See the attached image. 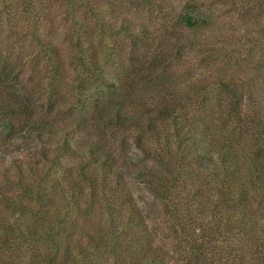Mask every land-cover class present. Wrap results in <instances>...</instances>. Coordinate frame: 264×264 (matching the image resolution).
I'll use <instances>...</instances> for the list:
<instances>
[{"label": "trees", "instance_id": "obj_1", "mask_svg": "<svg viewBox=\"0 0 264 264\" xmlns=\"http://www.w3.org/2000/svg\"><path fill=\"white\" fill-rule=\"evenodd\" d=\"M22 1L23 14L33 22L26 32L32 52L18 51L10 61L0 49V159L24 151L46 166L37 174L26 162L15 180L6 177L8 189L18 194L0 193L9 215L0 219V264H161L138 234L144 218L126 185L124 162L99 143L71 145L72 133L86 132L90 119L129 134L134 146L154 161L152 168L134 176L164 200L169 215L179 221L190 264L210 259H218V264H264V225L257 224L258 213H264V110L250 92L252 108L243 110L245 85L249 89L250 84L227 74L228 64L218 69L223 76L213 81L170 76L173 61L193 47L192 38L212 27L211 14L193 0L171 16L161 10V0H138L156 9L163 37L180 43L176 54L159 52L144 67L132 59L112 60L119 52L111 40L117 33L129 38L144 34L142 24L112 16L109 7L104 11L110 16L100 18L101 0H49L62 7L75 38L70 62L77 71L78 90L85 94L96 83L110 93L104 105L94 101L91 114L85 115L90 113L85 109L57 125L40 117L31 96L10 88L23 68L50 66L45 79L52 81L61 63L55 45L37 32L36 0ZM22 45L25 48L18 47ZM111 64L119 72L116 82L107 83L101 75ZM141 85L152 92V106L134 95ZM62 158L74 160L73 166ZM96 208L107 221L93 233L85 232L81 244L73 229ZM248 234L250 247L240 244L241 236ZM221 238L224 244L216 246Z\"/></svg>", "mask_w": 264, "mask_h": 264}, {"label": "rangeland", "instance_id": "obj_2", "mask_svg": "<svg viewBox=\"0 0 264 264\" xmlns=\"http://www.w3.org/2000/svg\"><path fill=\"white\" fill-rule=\"evenodd\" d=\"M48 1L36 0L35 9H38L36 25L38 34L48 38L51 45H55L58 50L61 61L58 74L54 80H46L45 76L49 74L50 66H40L38 59L34 58L33 62L38 61L40 67L23 68L17 74L18 77L12 80L10 88L14 86L21 94L31 96L37 105L36 110L42 112L40 117H45L59 125L60 122L77 117L79 113L82 115L85 109L90 112L85 115L91 114L94 109L92 107L95 106L94 101L100 102L97 104L100 107L110 97V93L103 84L96 83L89 91H85L86 95L78 90L77 71L70 62L75 38L72 37L69 21L66 20L62 7L55 2L49 4ZM186 1L188 0H161L158 5L166 12L165 14L171 16L178 13ZM193 1L200 5L202 11L211 14L212 27L202 30L196 37H193L194 39L191 37L193 47L187 48V51H181L180 59L173 61L170 76L180 78L185 76L199 83L213 81L223 76L218 69L223 64H228L230 70L227 74L250 84L249 89L245 85L247 93H244L243 110H249L250 106L252 108L247 98L249 92L264 110V32L262 31L264 0ZM109 2H112L110 6H108ZM108 7L111 9L109 12L112 11V16L123 15L131 20L132 25L142 24L144 33L134 34L131 38L120 33L113 34L111 40L114 41V48L118 50L119 55L118 58L112 57V60L129 63L132 59L136 64H143L147 67L157 53L176 54L179 50L180 43L163 37V30L160 27L163 20L154 7L145 6L138 0H101L100 18L110 16L104 11ZM23 10L22 0H0V49H3L4 57L10 61L15 59L18 51L28 52V54L32 52L30 49L28 51L29 37L26 32L33 22L29 21L26 14H23ZM86 30H91V28L87 27ZM97 33L98 26H95V37ZM21 44H24L25 48L23 45L21 48L18 47ZM104 57L102 56V59ZM102 59L99 57L101 63ZM115 67H112V64L104 67L101 77L105 82H116L115 72L119 71ZM134 95L142 97L146 106H152L150 99L152 92L148 86L141 85L138 89H134ZM48 100L52 102V105L46 107ZM89 121L91 126L86 132L72 133V135L75 134L71 142L72 147H77L76 143H99L124 162L127 174L126 185L134 204L144 218V225L138 231L141 236L143 234L141 240L150 245L154 252L152 256L159 258L161 264H190L192 255L187 252L185 243L179 235L180 230L177 227L179 221L169 215L164 200L141 184L134 176L139 170L152 168L154 161L145 157L134 146V139L129 134L118 129L104 128L97 120L92 122L90 119ZM73 161L62 158V162L68 166H73ZM26 162H30V168H34L33 171L37 174L46 166L41 159L24 151L0 159V193L16 197L18 191L8 189L6 177L10 178V181L15 180L19 169L24 172L23 166ZM30 173L25 170L27 177H31ZM51 176L58 178L56 174H51ZM100 212L101 210L96 208L88 219L77 221L72 234L81 244L86 242L85 232L86 234L93 233L98 229V224H104L107 221L105 215ZM258 214L261 217L257 220V224L263 226L264 213L261 211ZM72 215H76V212L74 211ZM8 216L4 205L0 203V219ZM25 221L29 224L33 223L31 219ZM249 238V234L241 236L240 244L250 247ZM223 240V238L216 239L215 245L224 244ZM246 251V256H249L251 253L249 250ZM211 260L205 264H218V259L217 263L214 259V261Z\"/></svg>", "mask_w": 264, "mask_h": 264}]
</instances>
